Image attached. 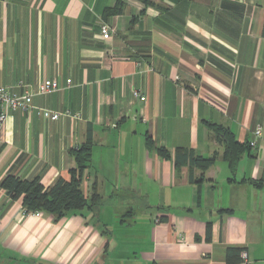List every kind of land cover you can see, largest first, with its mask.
Listing matches in <instances>:
<instances>
[{"label":"crops","instance_id":"obj_1","mask_svg":"<svg viewBox=\"0 0 264 264\" xmlns=\"http://www.w3.org/2000/svg\"><path fill=\"white\" fill-rule=\"evenodd\" d=\"M151 1L106 16L117 0H0V87L55 80L33 106L79 114L11 112L0 181L69 180L71 151L91 141L83 191L102 197L55 220L0 188V264H264V0ZM207 123L262 136L232 171ZM179 148L214 162L178 166Z\"/></svg>","mask_w":264,"mask_h":264},{"label":"trees","instance_id":"obj_2","mask_svg":"<svg viewBox=\"0 0 264 264\" xmlns=\"http://www.w3.org/2000/svg\"><path fill=\"white\" fill-rule=\"evenodd\" d=\"M146 6L153 5L151 0H139ZM125 0H117L116 6L106 10V16L122 14ZM264 34V32H263ZM208 127L216 134V137L225 143L226 149L224 158L229 163L232 171L236 169L243 154L250 149V145L239 143L233 133L223 126L207 123ZM88 140H91L89 135ZM148 148H152L153 142L147 140ZM158 152L168 158L166 149L160 148ZM75 159L76 167L70 170V179L60 178L54 185L45 187L39 179L24 180L9 175L0 181V188L14 200H22V205L29 213L41 212L60 220L72 213H78L85 209L94 211L101 203V195L97 192L94 184L92 194L88 198L83 191V184L86 180L87 170L92 157V143L88 141L80 148L71 151ZM214 162L213 158H203L194 153H184L183 149L177 151V164L181 166L189 163L201 170H207ZM242 250L230 248L228 250V263L242 262L240 258Z\"/></svg>","mask_w":264,"mask_h":264},{"label":"built area","instance_id":"obj_3","mask_svg":"<svg viewBox=\"0 0 264 264\" xmlns=\"http://www.w3.org/2000/svg\"><path fill=\"white\" fill-rule=\"evenodd\" d=\"M102 36L105 40L110 38V28L107 25H103L101 28ZM70 84L71 80L67 81ZM18 87H24L25 85L22 82L17 84ZM59 84L55 80H46L38 84L35 91L25 90L21 94H17L12 91L9 87H0V124L4 123L7 119L8 115L11 112L15 111H23L26 113H30L32 111H36L37 115L42 116L45 119L51 121H57L62 116L78 118L79 114H72L70 111L65 112H56L48 109L37 108L33 106V97L35 95H46L52 92H56L59 90ZM133 96L135 98L144 101L146 97L142 95V93L138 90L133 91ZM262 136V128L257 127L254 131V140L250 142V146L254 147L257 143V140ZM35 217H41V212H33ZM248 259L247 253H242V260L246 262Z\"/></svg>","mask_w":264,"mask_h":264}]
</instances>
